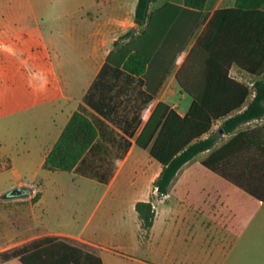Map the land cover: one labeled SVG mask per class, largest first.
Segmentation results:
<instances>
[{"label":"crops","instance_id":"obj_1","mask_svg":"<svg viewBox=\"0 0 264 264\" xmlns=\"http://www.w3.org/2000/svg\"><path fill=\"white\" fill-rule=\"evenodd\" d=\"M50 2L56 7L47 19L31 0H15L14 7L0 12L3 76L23 77L28 86L23 106L16 85L0 93V106L5 110L12 103L33 112L34 130L28 137L44 144L33 178L24 180L21 173L10 187L29 185L26 196L32 199L39 194L28 204L21 197L12 202L14 229L26 239L14 246L59 236L93 246L104 264H121L120 259L128 264H264V201L247 198L203 166L213 149L185 163L162 195L154 182L163 166L149 148L137 144L159 102L182 116L187 113L192 99L182 91L177 73L214 11L233 7L236 0H207L202 16L185 7L184 0L152 2L150 12L166 3L181 8L165 41L139 73L116 64L131 41L116 44L120 37L130 30L138 37L145 29L135 22L138 0ZM22 43L26 53L12 71L9 62ZM231 74L252 86L247 73L233 68ZM76 111L95 125V141L73 170L44 169L47 153ZM36 179L42 183L36 185ZM150 200L156 216L149 234L145 231L150 238L145 244L136 204ZM125 244L128 251H122ZM150 256L164 259L153 263Z\"/></svg>","mask_w":264,"mask_h":264},{"label":"trees","instance_id":"obj_2","mask_svg":"<svg viewBox=\"0 0 264 264\" xmlns=\"http://www.w3.org/2000/svg\"><path fill=\"white\" fill-rule=\"evenodd\" d=\"M154 1L138 0L135 22L145 27L142 34L135 37V31L130 30L116 42L131 38L116 63L131 72L145 69L173 27L175 12L181 8L166 3L150 12ZM206 2L184 0V6L197 9L202 16ZM155 30H159L158 35L154 34ZM107 63H111L110 56ZM233 68L252 76V86L233 77ZM177 80L182 91L192 99L189 110L182 116L167 102H159L137 141L141 148H149L151 156L163 166L154 182L155 189L159 194H168L180 168L199 153L213 149L203 166L263 202L264 124L241 127L264 118V0H236L233 7L214 11L178 71ZM219 120L222 123L214 130ZM226 134L233 135L218 147ZM96 137V127L88 116L82 111L74 112L47 153L43 168L73 170ZM38 197L39 194L33 201ZM136 209L142 230L149 234L156 216L152 200L138 202ZM7 261L11 264H104L93 246L59 236L31 239L0 251V262Z\"/></svg>","mask_w":264,"mask_h":264},{"label":"rangeland","instance_id":"obj_3","mask_svg":"<svg viewBox=\"0 0 264 264\" xmlns=\"http://www.w3.org/2000/svg\"><path fill=\"white\" fill-rule=\"evenodd\" d=\"M33 5L36 6L37 11L45 19L51 17L54 14L55 5H51L50 0H31ZM15 0H0V12L10 5L14 7ZM18 2L16 3V6ZM24 6V5H23ZM47 21V20H46ZM27 50V44L22 43L19 51L11 59L9 65L13 71L19 64L22 63L23 57ZM25 70H27L25 68ZM237 75V74H236ZM15 81V83H14ZM10 84V85H9ZM18 88V93L23 102L27 99L28 86L26 80L23 77L12 79L11 77H4L2 68H0V93L6 89V91L13 89L14 86ZM9 86V87H8ZM14 104H10L9 109H3L0 106V251L13 247L19 242L25 241L26 239L19 238L21 232L16 231L13 226V206L15 198H2L1 195L11 190L10 188L14 183L20 179V174L23 173L22 179L29 180L33 178V174L37 168L38 163L41 160L40 149L44 144L35 142L31 137H28L33 130V112L27 109L18 110ZM15 109V110H13ZM264 124V118L256 120L250 124H244L241 129L253 127L255 125ZM27 135V136H26ZM228 137L220 139V143H224ZM198 160V159H196ZM11 165V166H10ZM216 176V175H214ZM112 175L110 176L111 179ZM42 183L41 179H36L35 184L39 185ZM30 187L29 185H24ZM31 188V187H30ZM241 193V192H240ZM243 194V193H242ZM245 195V194H244ZM37 196V195H36ZM247 198H250L247 194ZM156 195L154 196V198ZM26 204L29 200H33L29 196L21 197ZM35 198V197H34ZM251 199V198H250ZM27 210V207H26ZM29 219L26 217L24 222L26 225L29 224ZM17 226L19 227L20 221L17 217ZM34 225V223H30ZM146 233L142 230V242L147 244L150 241L149 237H146ZM149 238V239H148ZM118 246H121L117 244ZM120 248L122 251L127 247L126 244ZM164 256V255H163ZM157 258L156 256H150V261L157 263L162 261L164 257ZM166 261V260H164ZM128 261L120 259L121 264H128ZM170 260L167 264H170Z\"/></svg>","mask_w":264,"mask_h":264},{"label":"water","instance_id":"obj_4","mask_svg":"<svg viewBox=\"0 0 264 264\" xmlns=\"http://www.w3.org/2000/svg\"><path fill=\"white\" fill-rule=\"evenodd\" d=\"M31 190L25 186H16L1 195L2 198H17L30 194ZM163 195V194H162Z\"/></svg>","mask_w":264,"mask_h":264}]
</instances>
